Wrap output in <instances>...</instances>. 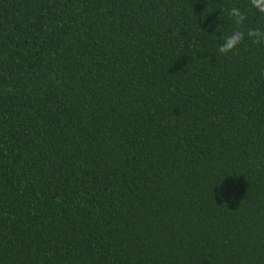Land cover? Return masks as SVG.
Returning <instances> with one entry per match:
<instances>
[{
	"label": "trees",
	"instance_id": "1",
	"mask_svg": "<svg viewBox=\"0 0 264 264\" xmlns=\"http://www.w3.org/2000/svg\"><path fill=\"white\" fill-rule=\"evenodd\" d=\"M264 28L249 0H0V264H264Z\"/></svg>",
	"mask_w": 264,
	"mask_h": 264
},
{
	"label": "clouds",
	"instance_id": "2",
	"mask_svg": "<svg viewBox=\"0 0 264 264\" xmlns=\"http://www.w3.org/2000/svg\"><path fill=\"white\" fill-rule=\"evenodd\" d=\"M252 8L259 13L264 14V0H249ZM229 16L232 18L236 28L224 38L218 51L223 55L229 53L235 54L239 46L247 38L253 44H264V28H249L246 31L242 30V26L247 20V15L240 7L233 6L229 10Z\"/></svg>",
	"mask_w": 264,
	"mask_h": 264
}]
</instances>
